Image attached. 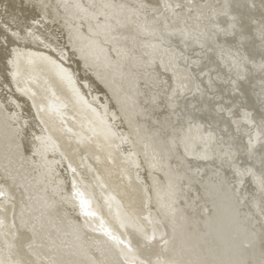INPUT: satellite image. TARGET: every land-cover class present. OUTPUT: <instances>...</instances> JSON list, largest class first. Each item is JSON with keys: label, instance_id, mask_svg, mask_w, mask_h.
Here are the masks:
<instances>
[{"label": "bare ground", "instance_id": "obj_1", "mask_svg": "<svg viewBox=\"0 0 264 264\" xmlns=\"http://www.w3.org/2000/svg\"><path fill=\"white\" fill-rule=\"evenodd\" d=\"M47 2L59 5L58 13L54 10L41 25L30 27V0H0V23H9L23 37L0 46V190L5 192L0 209H8L0 211V259L35 264H259L264 258L261 218L229 210L213 189L214 173L224 174L220 160L211 150L209 160L201 159L202 144L188 153L180 146V170L173 174L179 190L175 203L166 188L161 204L154 193L148 202L144 186L151 181L143 161L145 153L152 156L159 139L152 125L169 115L175 122L177 115L166 104L156 107V114L150 107L144 113L141 102L159 99L170 84L182 81L187 88L179 109L223 137L217 152L232 144L244 160L251 136L258 167L264 154V0ZM93 4L95 9L88 7ZM94 13L125 26L113 33L129 37L119 41L126 53L118 62L110 51L116 42L101 43L103 30L99 40L87 32L89 23L96 24ZM100 19L103 23L104 16ZM81 22L82 36L77 32ZM218 29L229 35L218 36ZM12 113L19 118L15 124ZM136 113H141L139 120ZM25 122L29 139L33 132L45 138L43 154L31 158L29 153L27 160L9 148L8 139L11 127ZM169 162L176 168L175 158L165 164ZM21 193L26 204L23 229ZM76 193L83 194L86 209ZM33 230L35 236L23 238ZM153 234L155 239H149Z\"/></svg>", "mask_w": 264, "mask_h": 264}, {"label": "snow or ice", "instance_id": "obj_2", "mask_svg": "<svg viewBox=\"0 0 264 264\" xmlns=\"http://www.w3.org/2000/svg\"><path fill=\"white\" fill-rule=\"evenodd\" d=\"M31 8L33 10V18L31 20V26L35 27L41 25L42 22L46 20V17L54 14V10L58 13L60 6L52 5L47 2V0H30ZM65 8L68 6L65 5ZM77 7H83L82 5H77ZM89 8H96V5H89ZM101 7L108 8L113 7L112 5H101ZM122 7V6H121ZM142 7H147V5H142ZM177 8H180L181 5H177ZM101 16H104V22H101ZM91 18L96 20V24L92 25L91 23L87 26V32L89 36H95L97 40L101 35V30H103L104 42H116L117 46L110 48L111 52L116 54L117 62L119 58L126 53V50L120 46H118L120 40L127 41L129 37L127 35H119L113 34L118 33L119 30L125 27L120 21H115V23L111 22L104 13H94ZM15 18L13 17V20ZM83 17L81 20L83 21ZM11 23V22H10ZM29 27L28 35H31V30ZM235 28V25L231 26ZM85 28L83 22H81L77 27V32L83 35L82 30ZM23 30V29H21ZM221 33L225 35H229L227 30L218 29L217 35L219 36ZM231 35L235 36V32L231 33ZM11 38V39H10ZM23 37L20 36L18 31H13L9 26V23H0V46L7 47L10 42H19ZM264 39V36H262ZM69 40H72L71 34H69ZM15 52V49H13ZM237 57H240L241 53L239 51V45H237ZM11 63V61H9ZM55 63V61H52ZM262 69H264V64L261 65ZM233 85H236V81H231ZM187 88L182 81H177L174 86L172 84L169 85L168 92L165 95L160 96L157 99L156 96H153L149 99L143 100L141 103L144 105L142 108V112L147 113L149 107L152 109V114L155 113L156 107L159 105H165L167 108L172 110L173 115H177V119L175 122L171 120V116H166L163 120H157V122L152 125V127L157 128V132L155 135L159 138L157 144L153 149V154L149 158L147 153H145V160L143 163L146 164L148 170L147 178L151 181V183H146L144 186V193L147 197L149 203H151L153 199V193L155 194L157 204H161V191L166 188L168 198L171 199L174 204L176 199L179 196V190L176 185L173 184V174L178 173L180 170L179 160L180 157L178 155L180 146L183 145L184 152L188 153L190 150L194 151L197 147V144H202L204 146L203 152L199 153V157L204 160H209V150L212 151L213 155L220 160L219 167L223 169V175L220 174L219 171L214 173L213 180V189L219 194L223 201L228 205L229 210L235 213L237 216L245 217L250 219L252 216L260 217V225H261V248H262V257H264V154L259 156V165L257 167L254 161L257 160L256 153L254 151L256 145L253 142L251 136L249 137L248 143L244 148V152L242 153L246 160L240 159L233 151L232 144L228 145V149L225 150L223 147L220 148L219 152L216 150V145H223L225 141L223 137L217 138L213 135L212 132L206 131L204 126L198 124L193 115L188 113L186 110L179 109L178 101L184 95V92ZM13 103H15L13 101ZM117 104L123 109V102L117 99ZM136 101H133V106H135ZM18 106V105H17ZM35 106V105H33ZM141 113H136L137 119L139 120ZM244 118L247 120L248 114H244ZM12 122L15 124L18 121V117L15 113H12ZM231 119V116H229ZM150 122V117H149ZM40 123H43L41 121ZM131 123V121H129ZM187 124V127H185ZM261 135H260V143L261 147L264 148V119L260 121ZM11 135L8 137L9 139V148L15 153L19 154L21 159L27 160L29 159V153L31 154V158L36 157L37 155H42L45 145V138L42 135H36L34 132L31 133V139H29V132L27 129V122L24 123L19 128L11 127L10 129ZM43 131V130H42ZM237 131H239V125H237ZM36 142H39L37 144ZM147 148V145H146ZM173 158L177 160L176 168H173L171 163L165 164V161H171ZM225 164L228 165L225 168ZM251 165V166H248ZM137 169H139L140 164H136ZM74 171V170H73ZM199 173V169L196 170ZM160 172L163 174L161 175ZM155 173V174H154ZM7 179V178H5ZM73 189H75L76 184L73 182ZM75 195L81 197L80 198V206L81 208H87V201L83 199L82 193H76ZM5 196V192L0 190V197ZM14 199V198H13ZM215 205V202H214ZM25 200L24 195L21 193L19 207H20V225L21 229H23L26 225V221L23 219L24 210H25ZM163 206V205H161ZM218 209L219 205H215ZM0 211L7 213V208H2ZM86 216H94L95 213L87 212L84 213ZM12 215H13V224L12 228L16 227L15 217H16V205L13 203L12 206ZM4 224V220L0 219V225ZM35 236V231L33 230L30 234H25L23 238L31 239ZM20 236H17V239H20ZM115 239V237H112ZM149 239L154 240L155 235ZM120 243H123L121 241ZM31 247V244L28 245ZM0 264H35L33 261H21V260H2L0 259ZM70 264H74V262H70ZM146 264H152L151 261H147ZM157 264H168V262L158 261ZM191 264H231L230 261H194ZM249 264H252L249 261ZM259 264H264V258L261 259Z\"/></svg>", "mask_w": 264, "mask_h": 264}, {"label": "water", "instance_id": "obj_3", "mask_svg": "<svg viewBox=\"0 0 264 264\" xmlns=\"http://www.w3.org/2000/svg\"><path fill=\"white\" fill-rule=\"evenodd\" d=\"M244 160H246V159L244 158Z\"/></svg>", "mask_w": 264, "mask_h": 264}]
</instances>
